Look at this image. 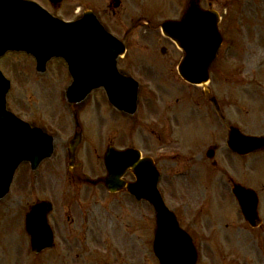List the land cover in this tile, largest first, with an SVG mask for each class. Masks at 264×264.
I'll return each mask as SVG.
<instances>
[{
    "label": "flooded vegetation",
    "instance_id": "flooded-vegetation-1",
    "mask_svg": "<svg viewBox=\"0 0 264 264\" xmlns=\"http://www.w3.org/2000/svg\"><path fill=\"white\" fill-rule=\"evenodd\" d=\"M141 23L138 20L137 24L132 25V29L135 30L140 27ZM147 23L145 24L147 28L152 30L150 21ZM155 31L158 35L157 42L154 39L151 43L153 48L148 46L146 50H134L131 45H134L135 41H131L129 34H127L129 32L126 31L123 39L127 44V50L118 58L119 72L126 78H137L142 85L146 86L139 91L146 107L140 108L139 106L137 116L133 117L128 113L129 109L121 111L111 106L105 90L95 91L88 101L80 107V110L77 109L72 112L71 118L74 127L72 134H68L69 136L64 133L62 136L56 134L57 144L60 145V149L62 145L65 149L64 164L67 163L68 167L71 166L68 172V181L72 190L68 192H72V196H68L69 200H67L69 208L67 212L69 214L66 220L68 222L60 223L53 218L51 227L55 233V246L41 254L33 253L31 239L25 233V223L22 222L18 225L17 255L10 253L14 248L12 239L8 238L10 235H3L0 232V264H69L68 259L75 249L84 250L85 245H90V232L95 230L91 218V208L95 211L92 213L95 217L98 210L94 206L100 204L97 200V193L104 194L106 198L115 199V220L118 223L126 224L127 227H134L132 209H134L136 197L128 191L127 186L137 181L132 165L135 163V156L132 158L130 154L128 156L117 154L118 164L120 162L126 163L128 167L122 169L119 165L117 166L116 174L119 176L118 179H120L123 187H120L115 193L108 191L102 183L94 185L87 182L86 177L93 175L96 176V179H100L106 176L104 161L109 148L112 147L115 152L137 149L144 158L153 160L160 173L159 190L162 195H167L166 173L168 169L166 163L168 160L167 128L169 114L172 115L179 128L186 126L188 122H194L200 127V132L194 135L193 146L188 148L187 154H179V157L177 154L175 155L178 158L176 164L184 167L179 172L182 182H184L181 184L182 187L191 188V180L194 178L201 187L200 195L192 200L190 190H187L188 193L182 190L175 198L176 207L172 209L177 215L180 227L190 235L199 248L201 256L203 257L207 252L206 250L211 246L214 238H217L222 246L230 245L233 241L235 242L234 245L237 246L241 242L239 237L241 234L239 233L242 230L243 232L256 230L248 227L233 189L238 184L247 188L258 189L261 204L264 185L259 180H255V186L252 184V180H249L247 175V156L234 154L227 148L226 144L227 135L234 125L246 127V117L238 112H234L235 116H233L230 106L221 105L216 97L211 96L207 91H204L201 96L202 99H199L196 94L193 96L192 93H189L192 85L184 81L178 72L179 65L185 59V52L180 50L171 39L163 36L159 28L156 27ZM137 43L139 44V42ZM169 81L187 88L180 85L179 88H183L182 92H187V94L179 93L182 95V99L189 98L192 100L195 105L193 111L184 110L178 113L168 111V98L172 96L169 94V87H172L169 85L171 83ZM120 83L121 85L125 84L124 81ZM121 90L126 93L124 97L129 95L126 87L121 88ZM180 100L178 99V102ZM97 108L106 116L105 120L111 126L104 129L101 121L96 132L91 115ZM107 108L110 109V116L104 113V109ZM234 120L239 125L233 122ZM78 133L82 134V142L75 149V160L71 161V142L78 139L75 138ZM88 142L89 144L84 147ZM90 142L95 143L91 144ZM91 156L95 158L94 165L89 163ZM41 166L44 167L45 176L49 181L46 191H42L52 195L54 191V161L53 159L44 161ZM188 173H191V177L187 176ZM38 181L39 177L37 179V188L39 189ZM91 188L96 189L90 191ZM35 194L36 191H33V196ZM37 198L39 197L37 196ZM37 198L33 201V197H28L25 203L21 201L23 218L24 216L26 218L27 213L35 203L40 202ZM41 200L49 201L50 199L41 197ZM190 200L192 201L191 205L187 202ZM226 200L231 205L233 202L236 204L232 215H226L222 212L224 208H220ZM147 204L149 205V218L146 226L149 229V236L151 237L152 232L154 237L157 225L156 214L154 208L149 203ZM261 209L264 212V206H261ZM96 220L100 224V218L98 217ZM261 229H263L264 234V228ZM259 242H264V237Z\"/></svg>",
    "mask_w": 264,
    "mask_h": 264
},
{
    "label": "rangeland",
    "instance_id": "rangeland-1",
    "mask_svg": "<svg viewBox=\"0 0 264 264\" xmlns=\"http://www.w3.org/2000/svg\"><path fill=\"white\" fill-rule=\"evenodd\" d=\"M36 1L63 20H74L83 15L86 10H93L104 24L109 26L110 30L123 35L126 28L133 25L131 21L147 19L154 26L167 19H179L186 10L189 0H121V6L118 9L110 7L112 0H64L58 8H54L48 0ZM200 3L203 9L218 11L223 16L221 32L225 45L222 50H229L227 56L217 59L213 68L211 93L217 96L220 103L221 100L229 101L230 110H235V105L239 107L247 117L246 132L248 134L264 135V0H200ZM133 34L135 38L134 50H146L148 46L152 47V41L155 39L157 42L158 38L156 31L146 28H140ZM146 41L148 43H145ZM35 66V60L32 57H26V54H8L7 57L0 60L1 70L12 83L8 96V107L24 120L32 123L41 122L53 132H60L58 134L61 136L63 133L69 136L68 134H72L74 131V127L66 103L62 101V93L71 80L67 67L62 60H53L48 65L47 73L42 76L36 73ZM169 84L173 86L170 89L176 91L172 101L168 103L169 107L173 104V106H177V112L181 110L193 111L191 99L188 96H186L188 99H182V95H180V93L187 94V92H182L183 88H179L181 84L172 82ZM189 93H192L193 96L196 94L199 99H202L203 90L201 88L193 87ZM177 99L183 101L181 106L177 103ZM187 100L188 102H185ZM178 107L180 108L178 109ZM105 111L106 109L104 110L106 114L107 111ZM105 117L98 108L92 112L91 118H93L92 122L96 132L101 121L104 129L110 126ZM184 130L182 135L189 137L187 146L191 147L190 145L194 141L193 137L200 132V127L194 122H188ZM180 132L178 129H174L171 133L169 131L167 133L166 192L169 206L173 207L176 206L175 198L182 190H185L186 193H188L187 190H190L192 200L200 195L201 190L194 178L191 180V188L182 187V180L176 175L184 167L176 164L178 158L175 155L177 154L179 157V154H187L183 147L185 146L184 142H181L183 140ZM61 147L54 160V191L52 195L43 192L46 191L49 183L44 168L40 172L38 181L40 188L38 189V184L35 186L33 182L29 183L30 168L24 165L16 175L9 197L0 203V231L3 235H10L9 238L14 244L10 253L13 255L18 254L17 229L24 220L21 201L25 203L28 197H33V201L37 196L39 200L41 197H48L55 203V212L51 216L52 221L54 218L60 223L68 222L66 220L69 214L67 212L69 209L67 192L72 188L66 181L67 167L63 157L65 149L63 145ZM89 158H91L89 163L94 165L95 158L92 156ZM248 162L250 165L248 175L251 176L249 178L253 179V183L255 178L263 179L261 184H264V154L250 157ZM33 191H36L34 196ZM90 191H93V188ZM97 198L100 204L96 205L97 207L94 206L98 210L97 215L94 214L95 217L92 215L95 211L91 208V218L95 230L90 232V247L86 250L87 252H83L81 257L75 258V254L78 252L76 249L68 259L69 264H104L106 262L159 264L153 252L154 237L152 232L151 237L149 236V229L146 226L149 218V205L145 202L135 201L134 209H132L134 227L130 225L127 227L126 224H120L115 220L114 198H106L104 194L98 193ZM261 200L263 206L264 193ZM187 202L190 205L192 203L191 200ZM227 205L235 206L236 204L233 202L231 205L226 200L220 207L224 208L222 212H230L231 207ZM98 217L100 220L102 219L101 224L96 220ZM100 226L101 230L99 229L98 233ZM100 232L102 233L101 237H99ZM258 237H263L262 231L253 234L249 231L245 232L240 237V239L242 238L240 247L241 250L247 249V251L244 250L240 253L229 250L230 255L223 254L224 248L213 247V243L218 241L217 238H214L211 246L206 250V257L201 258L199 264H264V251L259 250V244L255 243V238Z\"/></svg>",
    "mask_w": 264,
    "mask_h": 264
},
{
    "label": "water",
    "instance_id": "water-1",
    "mask_svg": "<svg viewBox=\"0 0 264 264\" xmlns=\"http://www.w3.org/2000/svg\"><path fill=\"white\" fill-rule=\"evenodd\" d=\"M50 1L56 6L62 2ZM197 3L198 0L190 2L189 10L182 21L166 22L162 26L165 33L186 51L188 61L199 56V75L193 78L191 69L188 74L183 70V75L191 82L200 83L209 78L208 68L217 54L221 36L218 32V16L211 15L213 18L210 23L211 18L208 16L212 13L202 11ZM204 15H208L207 20L203 19ZM10 50L33 54L38 61L40 72L46 70V64L52 58L63 57L69 63L74 77L73 84L66 91V98L80 102L93 89L110 87L101 76L105 69L98 65L83 68L82 57L105 54L107 50H124V47L91 11L86 12L78 21L64 22L52 17L36 3L25 0H0V57ZM9 89L10 82L0 71V200L7 196L14 174L21 163L29 161L33 168H36L44 158L52 155L54 146L52 137L7 110L6 98ZM110 98L113 102L116 101L114 97ZM134 98L137 100V89ZM230 145L242 154L251 153L264 149V137L232 134ZM107 166L110 177L105 181L111 190H114L112 162L107 161ZM142 181L147 182L148 179L142 177ZM236 193L241 200L244 215L253 225H257V198L250 192L241 193L236 190ZM147 199L158 212V232L154 249L160 263L195 264V247L184 238L175 215L165 206L155 188H152V195ZM49 211L48 203H42L36 205L28 215V230L34 236V245L39 249L51 245L53 241L50 234L45 235L41 242L35 237L37 233L49 231L46 219ZM167 232H178V236L174 241L170 240Z\"/></svg>",
    "mask_w": 264,
    "mask_h": 264
}]
</instances>
